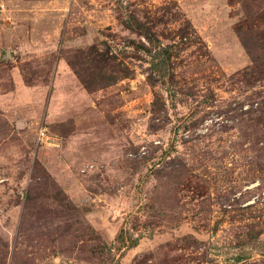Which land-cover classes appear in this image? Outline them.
<instances>
[{
  "label": "rangeland",
  "instance_id": "rangeland-1",
  "mask_svg": "<svg viewBox=\"0 0 264 264\" xmlns=\"http://www.w3.org/2000/svg\"><path fill=\"white\" fill-rule=\"evenodd\" d=\"M0 264H264V0H0Z\"/></svg>",
  "mask_w": 264,
  "mask_h": 264
}]
</instances>
